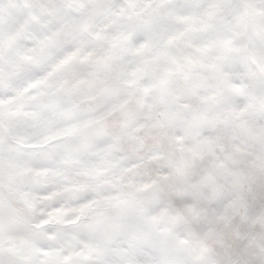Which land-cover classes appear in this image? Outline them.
Returning <instances> with one entry per match:
<instances>
[{
	"label": "snow or ice",
	"instance_id": "snow-or-ice-1",
	"mask_svg": "<svg viewBox=\"0 0 264 264\" xmlns=\"http://www.w3.org/2000/svg\"><path fill=\"white\" fill-rule=\"evenodd\" d=\"M0 264H264V0H0Z\"/></svg>",
	"mask_w": 264,
	"mask_h": 264
}]
</instances>
